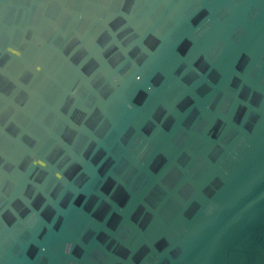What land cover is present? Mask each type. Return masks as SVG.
Instances as JSON below:
<instances>
[{"label":"water","instance_id":"water-1","mask_svg":"<svg viewBox=\"0 0 264 264\" xmlns=\"http://www.w3.org/2000/svg\"><path fill=\"white\" fill-rule=\"evenodd\" d=\"M0 264H264V0H0Z\"/></svg>","mask_w":264,"mask_h":264},{"label":"clouds","instance_id":"clouds-1","mask_svg":"<svg viewBox=\"0 0 264 264\" xmlns=\"http://www.w3.org/2000/svg\"><path fill=\"white\" fill-rule=\"evenodd\" d=\"M137 79L139 80L140 77H137ZM35 163L37 164V163H40V162H39V161H35ZM71 250H72L71 246H67V245H66V247H65V252H66V253H70Z\"/></svg>","mask_w":264,"mask_h":264}]
</instances>
